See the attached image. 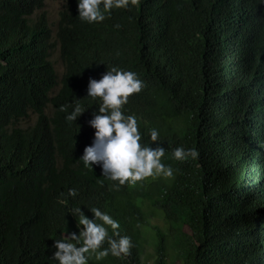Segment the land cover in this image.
<instances>
[{"label": "trees", "instance_id": "obj_1", "mask_svg": "<svg viewBox=\"0 0 264 264\" xmlns=\"http://www.w3.org/2000/svg\"><path fill=\"white\" fill-rule=\"evenodd\" d=\"M47 1L0 0V264H53L72 207L108 212L133 244L89 264H264V0H137L94 24L65 0L56 31ZM111 67L144 82L123 114L143 143L159 131L172 178L116 189L79 161L99 104L88 82ZM179 146L198 158L173 159Z\"/></svg>", "mask_w": 264, "mask_h": 264}, {"label": "clouds", "instance_id": "obj_2", "mask_svg": "<svg viewBox=\"0 0 264 264\" xmlns=\"http://www.w3.org/2000/svg\"><path fill=\"white\" fill-rule=\"evenodd\" d=\"M136 3L137 0H78V18L88 24L99 23L113 9H127ZM144 87L137 73L118 67L108 68L99 79L90 78L88 82L87 96L98 99L99 104L98 112L88 121L95 130L94 140L91 146L84 148L79 161L85 168L99 166L104 178L118 182L112 185L116 189L148 178L173 177V168L162 162L167 149L159 143V131L150 129L152 144L143 143L137 117L123 114V106L127 105L129 97L139 94ZM71 107V113L66 116L68 121H76L86 111L79 100ZM153 144L157 146L153 147ZM171 155L175 160L184 161L198 158L199 153L195 148L179 146ZM77 195L75 188L68 189V196L74 198ZM88 210L92 218L86 216L81 207L69 209L77 221V231L67 230L61 233V238L54 240L55 251L49 257L53 264H89L93 254L96 260L109 255L120 258L130 254L131 238L120 235L119 222L99 207Z\"/></svg>", "mask_w": 264, "mask_h": 264}, {"label": "rangeland", "instance_id": "obj_3", "mask_svg": "<svg viewBox=\"0 0 264 264\" xmlns=\"http://www.w3.org/2000/svg\"><path fill=\"white\" fill-rule=\"evenodd\" d=\"M64 4H65V0H50V1H47L46 3L45 11L48 15L49 23L51 27L54 29V31H56L55 25L59 21V14L63 10ZM52 62H54L55 68L57 72L59 73V75L61 76L62 73L64 72L65 65H64V62L61 60L59 51H55L53 53ZM36 123H37V117L34 115H31L29 120L24 124V127L27 128V127L33 126ZM186 232L188 233L189 231L186 230ZM150 254H152L151 251H150Z\"/></svg>", "mask_w": 264, "mask_h": 264}]
</instances>
